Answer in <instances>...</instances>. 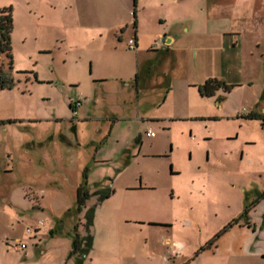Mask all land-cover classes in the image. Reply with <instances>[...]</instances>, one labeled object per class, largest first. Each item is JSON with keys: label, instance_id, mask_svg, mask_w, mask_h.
Wrapping results in <instances>:
<instances>
[{"label": "rangeland", "instance_id": "1", "mask_svg": "<svg viewBox=\"0 0 264 264\" xmlns=\"http://www.w3.org/2000/svg\"><path fill=\"white\" fill-rule=\"evenodd\" d=\"M0 7H9L12 16V85L0 88V264H76L68 257L70 235L86 207L78 216L65 213L74 207L83 172L90 192L99 183L118 186L140 178L156 186V197L168 198L173 180H187L183 173L170 175L171 168L188 164L219 172L209 173L207 184L201 181V201L198 194H180L184 211L169 232L148 233L145 248L154 251L152 263L264 264V199L249 210L248 236L224 232L194 255L264 189V126L260 118L245 117L264 112V0H0ZM210 9L220 14L210 16ZM133 20L137 46L129 48ZM171 25L177 38L156 61L152 46L160 51L166 45L160 38ZM209 27L218 33L191 35ZM157 31L161 34L154 36ZM187 70L236 84L225 94L233 114L215 110L216 99L183 96L186 88L179 89L177 79L163 101L164 90L152 79L168 81ZM137 78L135 89L130 83ZM69 102L76 105L75 115ZM193 103L218 120L164 121L171 138L161 144L168 151L172 142V154H148L147 140L138 150L146 114H168ZM236 112L243 115L235 117ZM150 124L157 132L160 124ZM195 188L202 192L198 184ZM99 204L92 246L80 264L108 254L96 229ZM166 236L177 241V254L167 259L162 257ZM143 237L127 240L126 248L136 251ZM18 240L24 249L12 247ZM119 240L113 236L116 256Z\"/></svg>", "mask_w": 264, "mask_h": 264}, {"label": "crops", "instance_id": "2", "mask_svg": "<svg viewBox=\"0 0 264 264\" xmlns=\"http://www.w3.org/2000/svg\"><path fill=\"white\" fill-rule=\"evenodd\" d=\"M208 12L210 16L213 15L217 16L218 14H220L214 11L213 9H210ZM125 27L126 25L124 26V28ZM135 27L133 28L132 36L135 41V46H137L138 36ZM208 29L210 30L198 31L194 29L191 35L200 36L204 34L207 36H211L215 33H218V31L213 30L212 27H209ZM164 32L165 33H163L162 35H165V40H168L166 43L163 42L166 45L162 47L160 51L159 49H156L158 47L156 43L153 44L152 46L153 48H155V51L157 50L155 52V57H154L156 61H161L162 59L161 51L168 52L171 49L170 45L168 44L172 43L177 38V32L173 25L169 27L168 31H164ZM159 34H161V32L157 31L154 34V36H158ZM168 58L169 61H172V58H170V56ZM172 66L174 68V65ZM157 67L159 70L160 66L156 65V69ZM160 70H162V74L166 73L165 68H160ZM174 79H177L175 85L178 86L179 89L182 87H184V89L186 88V92L183 94V96L188 95L192 98V100H194L195 94L197 95V97L202 99H207V100L216 99L217 106L215 110H219V112H221V114H223L224 116L233 114L227 111L228 108L225 99V94H227L229 91L223 92L221 90H217L212 96H200L197 93L195 85L202 82L205 78L198 76L194 77V74L191 70L183 71L181 73H175L174 75L169 76L168 81L164 80L163 76H160L157 79H152V82H154L156 86H160V87L162 86L161 88L164 90L165 93L163 97L161 96L163 98L162 99L163 101L166 98H168L170 93H172V90L174 88V82H173ZM138 83H139V78L131 81L130 85L135 87V89H138L139 87ZM237 115L241 116L243 115V113L236 112L234 116L237 117ZM185 118L216 121L218 120L219 117L216 115V113H212L206 110L203 111L202 108H197L194 103L192 106H189L188 104V105H184V107L182 108L181 107L175 108L168 114H163V115L146 114L144 117V120L147 122L145 124L146 127L141 134L138 133L135 141L138 150L140 151L142 147L145 146L144 142L145 140H147L146 146L149 149L148 154H151L152 156L159 155L165 152H170V154H172V151L175 148L172 146V142H171V149L168 151H166V149H164L163 145L161 144L162 140L165 137L171 138V134L169 133V130L165 126L164 121H172V122L181 121L184 120ZM153 122L159 123L160 125L159 127L157 126L158 128L157 132H154L152 136H149L146 134V131L150 130L153 132L152 129L153 127L150 124ZM160 126L162 130H159ZM74 128L76 132L75 125ZM109 128L106 133H109L110 131ZM133 153H134V149H132L129 152V156L130 157L133 156L132 155ZM221 153L225 154V152H221ZM222 159H223V155L221 156V159H219V162H222ZM239 159L240 160L242 159V152H240ZM186 166L187 167L183 169L171 168L170 175H179L183 173L187 175V180L179 184L175 182V180H173L171 183V187H170L171 191L169 193L170 195L168 198L156 197L154 195L155 190L157 189L156 186L153 184L141 183L140 178L137 181L128 182L118 186H112L111 181H108V183L105 182V183L96 184L97 187L108 186L112 188V192L109 194V196H107L106 198H104L99 202L101 204L98 203L102 208H100L101 210H99L95 218L97 234L101 236L100 243L102 244L104 251L108 252V254L102 256L101 258H97V260H95L93 264H153L152 257L154 255V251L151 249L147 250L145 248L146 247L145 244H147L148 242V233L152 232L153 229H157V228L164 229L166 233L167 231L169 232L170 229L173 228L174 222L178 220V218H180L182 213L181 211H184L183 209L180 210L181 208L179 207V203H178L180 194L192 195L193 193H195L198 194V198H200L199 200L201 201L204 196L203 195L204 185H202L201 181H204L203 183L207 184V177L209 173L216 174L217 172H219L217 168H213L214 170L210 168L211 171L208 170L202 171L200 167H193L192 165L189 164ZM202 175L206 177L204 180L201 179L203 178ZM195 184H198V186L202 188V192H200V190L195 188ZM175 191H177V195H174ZM206 215H208V212L206 213ZM248 215L250 216V212L248 213ZM248 215H247V222L249 223ZM229 220H227L226 222H228ZM92 224H93V220H92ZM249 226H245L243 225L242 222L240 223L239 221L237 224L232 225L226 231V233L233 232L235 233V235L248 236L249 233H251L247 230L249 229ZM220 227L216 228L214 232H216ZM254 229H256L255 226H253V230ZM139 235L144 236L143 238L145 240V242H143L140 248L139 249L137 248L136 251H132L131 249L126 248L128 245L127 240L129 241V239H131L132 237L134 236L137 237ZM113 236H118L120 238L119 240L120 253L117 256L112 254ZM174 242L177 241L175 240L170 241L167 238V236L164 238V242L162 244V247H164V251L162 252V257L166 259L168 257H175V255L177 254V250H176L177 248H175Z\"/></svg>", "mask_w": 264, "mask_h": 264}, {"label": "trees", "instance_id": "3", "mask_svg": "<svg viewBox=\"0 0 264 264\" xmlns=\"http://www.w3.org/2000/svg\"><path fill=\"white\" fill-rule=\"evenodd\" d=\"M133 28L135 27V20L132 21ZM12 30V16L9 7H0V88L10 87L12 85V77L9 71L12 68V56L10 53V36ZM197 93L200 96H212L215 91L221 90L223 92L230 91L236 84L227 83L216 77H207L202 82L195 85ZM264 97V91L261 94ZM68 107L71 109L70 102ZM247 118H264V114H258L254 111L246 114ZM112 188L108 186H98L90 192L86 186L85 174L83 172L82 179L75 187L74 207L67 209L65 215L72 213L78 214L86 207L82 221L78 220L72 226V233L70 239V248L68 250V257L73 258L76 264H80L84 256L88 253L92 246V220L95 206L104 198L109 196ZM90 197H95L93 203L89 206L87 201ZM260 199H264V189L256 194L254 199L250 202H245L242 211L236 216L231 218L228 222L222 225L216 232H214L203 244L198 246L194 255L203 249L210 248L215 244V241L226 232L232 225L237 224L241 219L244 220L243 225L249 226L247 222V215L249 210ZM264 214V211H263ZM60 222V221H59ZM80 224L81 230L77 229V224Z\"/></svg>", "mask_w": 264, "mask_h": 264}, {"label": "built area", "instance_id": "4", "mask_svg": "<svg viewBox=\"0 0 264 264\" xmlns=\"http://www.w3.org/2000/svg\"><path fill=\"white\" fill-rule=\"evenodd\" d=\"M127 46L129 48H134L135 47V41H134V38L133 37L128 38V40H127ZM70 104H71V111H72L73 115H75L76 114V105L73 102H70ZM242 109H244V108H242ZM153 133L154 132H152L150 130H147L146 131V134L149 135V136H152ZM25 231L28 233L29 232V229L27 228ZM12 247L14 249H24L25 248V244L23 242H21V241L18 240L17 242H15V243L12 244Z\"/></svg>", "mask_w": 264, "mask_h": 264}, {"label": "water", "instance_id": "5", "mask_svg": "<svg viewBox=\"0 0 264 264\" xmlns=\"http://www.w3.org/2000/svg\"><path fill=\"white\" fill-rule=\"evenodd\" d=\"M160 40H161L162 42H165V43L168 41V40H165V35H162L161 38H160ZM263 113H264V112H263ZM260 125H261V126H264V118H261Z\"/></svg>", "mask_w": 264, "mask_h": 264}]
</instances>
